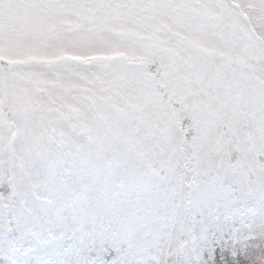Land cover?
Masks as SVG:
<instances>
[{"label":"snow or ice","instance_id":"snow-or-ice-1","mask_svg":"<svg viewBox=\"0 0 264 264\" xmlns=\"http://www.w3.org/2000/svg\"><path fill=\"white\" fill-rule=\"evenodd\" d=\"M0 264H264V0H0Z\"/></svg>","mask_w":264,"mask_h":264}]
</instances>
